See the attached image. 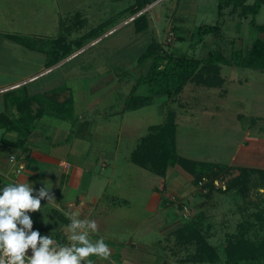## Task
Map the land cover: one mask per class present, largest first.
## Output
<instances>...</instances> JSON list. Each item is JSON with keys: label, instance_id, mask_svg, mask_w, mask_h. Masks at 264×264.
<instances>
[{"label": "rangeland", "instance_id": "rangeland-1", "mask_svg": "<svg viewBox=\"0 0 264 264\" xmlns=\"http://www.w3.org/2000/svg\"><path fill=\"white\" fill-rule=\"evenodd\" d=\"M249 2L252 4L254 0ZM219 3L220 0H155L140 12L148 20V29L136 33V23L130 21L132 16H136V0H0V39L28 47L24 64L11 59L9 51H0V76H13L16 81H23L71 59L63 68L79 70L82 74L77 77L112 70L122 85L135 84L144 67L134 61L151 43L159 44L165 53L193 57L205 65L211 53L221 52L227 59H231L235 50L248 55L259 36L251 25L252 18L240 19L237 14L231 16L232 7H225L224 17L220 19ZM219 22L222 28L218 34L200 39V27L216 26ZM255 24L264 25V6L255 17ZM112 30L114 32L109 34ZM260 37L264 39V36ZM66 45L72 46L71 52L54 58L57 49ZM48 55L49 61L46 59ZM219 68V76L224 80L221 87L208 88L192 81L172 97L167 93L152 95L148 104L131 111H125L128 97L124 99V93L120 91L123 96L119 99L118 112L121 113L108 116L96 113L90 117L97 123L95 139L100 141V145L96 141L94 146L88 143L90 146L85 148L83 156L90 153L94 160L99 150L112 154L119 149L120 158L107 171L116 170V178L110 185L116 190V196L121 191L129 198L133 194L143 171L132 161V154L149 133V128L166 123L170 112L176 116L177 152L183 158L229 165L236 151L245 147L246 142L249 150L264 151L259 138L251 140L254 133L264 135V71L223 64H219ZM207 69H200L203 76L207 75ZM51 82H56V88H63L62 91L70 90L59 73H53L32 86L44 89L49 84L54 85ZM64 98L65 95L60 94L59 99ZM49 117L52 119L53 116ZM104 117L109 123H105ZM258 119L256 128H251ZM44 126L40 129L48 136L50 123ZM249 128L252 136L247 135ZM97 161L95 158L92 164L96 170L101 165ZM238 175V170L230 175L223 173L222 178L215 182L218 190L211 192L210 196L204 184L193 186L173 168H169L163 177L164 180L168 178V185L173 188L171 201L177 202L176 197H181V206L187 216L191 208L197 210L203 206L204 217L199 219L201 232L220 257L217 263L194 262L191 258L193 254L189 251L190 256L187 246H183L182 259L189 257L183 263L228 264L224 249L226 240L256 221L255 214L263 207L264 189L251 187L248 196H243L238 190L220 191ZM146 203L145 198L139 202L142 206ZM149 225L143 229H149ZM152 229L147 236L161 239L164 232L155 226ZM251 235L249 231L248 236ZM239 264H264V261H243Z\"/></svg>", "mask_w": 264, "mask_h": 264}, {"label": "crops", "instance_id": "crops-1", "mask_svg": "<svg viewBox=\"0 0 264 264\" xmlns=\"http://www.w3.org/2000/svg\"><path fill=\"white\" fill-rule=\"evenodd\" d=\"M5 40L7 39H0V51H9L11 59L24 64L26 55H28L25 51L28 47L24 45L23 48L19 44H11ZM69 60L23 81H16L13 76L7 78L0 76V114L17 116L16 107L8 101L20 93L21 86H15L22 82L28 81L26 91L29 96L53 91L57 86L56 82H51L54 85L49 84L44 89L32 86L53 73L61 74L68 89L70 88L73 93L74 99L73 119L53 117L50 119L49 116L40 118L25 148L18 145L19 138L16 133L0 129V188L12 181L32 183L37 189L43 183L52 186L51 194L54 195L56 201L46 205V199L42 200L41 210L28 214L34 221V230L39 229L42 236L51 233L53 238L61 244L69 243L67 236L71 234L67 227L70 220L64 215L65 212L78 211V218L94 219L97 223V230L90 231V239L95 241L103 238L111 248V255L107 260L95 256L89 257L88 259H92L94 264H185L183 262L189 257L182 259L184 257L183 246H187L188 254L196 252L193 244L185 243L186 236L190 234L189 228L186 227L194 223L196 229L201 231L202 224L198 223L197 219L204 217L203 206L197 210L191 208L190 215L187 216L181 206V197H176L179 200L177 202L171 201L170 197L173 195L170 193L173 192V188L168 185V178L164 180L163 177L157 175L155 178V174L143 168H141L143 171L141 179L133 194L131 193V197H126L123 191L118 192L116 196V190L110 187L116 178V170L113 169L110 173L107 171L110 165L116 164L120 158L119 149L112 154L104 149L96 152L94 160L97 158V164H101L98 170L92 166L93 155L89 153L83 156L88 143L94 146L96 141L97 123L90 117L96 113L103 116L115 115L120 109V98L123 96L120 91L124 93L123 98L125 99L130 96L134 84L122 85L112 70L77 77L79 70L63 68ZM135 62L137 63L136 60ZM135 74H137L136 70ZM34 76L37 79L29 81ZM63 94L65 95L64 100L69 97L68 92ZM135 96L150 97L149 87L144 85L138 87ZM99 107L100 111H97ZM105 118V123H109ZM259 121L258 119L251 128H256ZM49 123L51 135L47 136L40 128ZM251 128L247 135L252 136ZM254 134L252 142L259 138L261 144L264 145V135L260 136L261 133H258L255 136ZM96 143L100 145V141ZM244 145L249 146L247 142ZM246 146L236 151L227 166L264 170V151H251L250 147ZM113 168H115L114 165ZM110 188L113 191H110ZM142 198L147 200L144 206L139 204ZM135 202L136 206H134ZM130 207L134 209H128ZM140 209L141 212H139ZM138 216H140L139 219L136 218ZM45 218L50 222L45 223ZM150 222L153 224L151 225ZM148 225L149 229H143ZM153 226L164 232L161 239L154 240L147 236L153 231ZM159 229L157 230L160 231ZM27 255H31V249L28 250Z\"/></svg>", "mask_w": 264, "mask_h": 264}, {"label": "trees", "instance_id": "trees-1", "mask_svg": "<svg viewBox=\"0 0 264 264\" xmlns=\"http://www.w3.org/2000/svg\"><path fill=\"white\" fill-rule=\"evenodd\" d=\"M154 1L136 0L137 5L134 7L138 8L135 14L143 11L147 5ZM249 1L220 0L219 3L220 19L224 17L223 9L225 7H232L231 16L237 14L240 19L252 18L251 25L256 28L259 36L254 41L248 55L245 56L242 51L235 50L231 59H227L221 52L211 53L205 65L204 62L193 57L165 53L159 44L151 43L137 62L140 66L145 67L149 61H153V67L147 77L143 75L142 71L136 79L133 90L126 101L125 111L142 108L151 101L152 95L167 93L172 97L173 94L180 93L192 81L208 88L221 87L224 80L219 76V64L264 71V39L260 37L264 36V25L255 24V17L264 6V0H254L252 4ZM133 22L136 23V33H142L148 29V20L145 14L140 15ZM221 28V22L216 26H202L199 28V37L203 40L206 35L218 34ZM59 41L60 39L57 40V42ZM62 46L54 53V58L58 59L71 52L72 46ZM47 58L49 61L50 56L48 55ZM203 68H208L206 76L200 72V69ZM26 85L21 86L20 93L8 101L16 107L17 116L0 114V129L16 133L19 138L18 145L21 148H25L27 140L35 130V123L40 118L46 115L62 119H73L74 117V99L71 92L69 94V90H67L69 97L61 101L60 94L67 92L62 91L63 88L50 93L29 96ZM142 85L149 87L150 97L135 96L137 88ZM131 159L140 168L161 177H165L169 168H173L185 176L193 186L204 184V187L208 189L209 196L211 192L218 190L215 187V182L222 178L223 173L230 175L236 170L239 171V175L232 178L226 188L220 191L238 190L243 196H248L251 187L264 189V170L235 168L225 164L194 161L181 157L177 152V124L174 112L168 114L166 123L163 125L149 128V133L142 138ZM255 218L254 224L250 223L245 230L226 240L224 249L228 264H239L243 261H264V198L263 207L255 214ZM197 222L201 223L200 220ZM254 227L256 229H253ZM186 228H189L190 234L186 236L185 243L196 246V252L191 257L192 260L201 263L219 262L220 257L216 248L210 245L202 232L199 231L200 229H196L194 223ZM249 231L252 232L251 236H248Z\"/></svg>", "mask_w": 264, "mask_h": 264}, {"label": "clouds", "instance_id": "clouds-1", "mask_svg": "<svg viewBox=\"0 0 264 264\" xmlns=\"http://www.w3.org/2000/svg\"><path fill=\"white\" fill-rule=\"evenodd\" d=\"M51 189L46 183L37 189L18 181L0 188V264H94L89 257H110L111 248L103 238L90 239V231L97 230L96 221L78 218V211L64 213L70 220L69 243H58L51 233L42 236L39 229L34 230L28 213L41 210L42 200L46 199V205L56 201ZM29 249L31 255H27Z\"/></svg>", "mask_w": 264, "mask_h": 264}, {"label": "built area", "instance_id": "built-area-1", "mask_svg": "<svg viewBox=\"0 0 264 264\" xmlns=\"http://www.w3.org/2000/svg\"><path fill=\"white\" fill-rule=\"evenodd\" d=\"M143 11H144V10H143ZM140 15H142V14H141V13H138L135 17H134V16L131 17V18H130V21H134V20H135L137 17H139ZM112 32H114V30L110 31L109 34H111ZM36 79H37V77H34V78H31L29 81H34V80H36ZM27 83H28V81H25V82H22L21 84L15 86V87L23 86V85H26ZM2 91H5V90H2ZM67 167H69V165H68ZM201 185H202V184H201Z\"/></svg>", "mask_w": 264, "mask_h": 264}, {"label": "water", "instance_id": "water-1", "mask_svg": "<svg viewBox=\"0 0 264 264\" xmlns=\"http://www.w3.org/2000/svg\"><path fill=\"white\" fill-rule=\"evenodd\" d=\"M152 67H153V61H149V62L146 64V66L144 67V70H143V75H144L145 77H147V76L149 75V73H150Z\"/></svg>", "mask_w": 264, "mask_h": 264}]
</instances>
